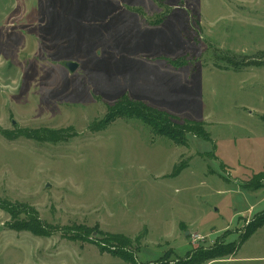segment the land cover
Returning a JSON list of instances; mask_svg holds the SVG:
<instances>
[{
	"label": "rangeland",
	"instance_id": "374dc122",
	"mask_svg": "<svg viewBox=\"0 0 264 264\" xmlns=\"http://www.w3.org/2000/svg\"><path fill=\"white\" fill-rule=\"evenodd\" d=\"M126 94L209 140L100 128ZM0 199L53 226L0 207V264H126L110 234L142 264L238 245L264 216V0H0ZM203 264H264V226Z\"/></svg>",
	"mask_w": 264,
	"mask_h": 264
},
{
	"label": "trees",
	"instance_id": "16d2710c",
	"mask_svg": "<svg viewBox=\"0 0 264 264\" xmlns=\"http://www.w3.org/2000/svg\"><path fill=\"white\" fill-rule=\"evenodd\" d=\"M162 21H160L161 23ZM173 65L178 66L182 63L179 61L172 62ZM136 118L142 120L149 125L158 135L166 136L178 145H186L187 133H193L196 136L209 140V133L204 129L205 124L197 121H185L179 123L177 117L170 114L168 111L161 110L149 105L147 102L141 100H134L127 94L123 95L117 104L110 109L100 128L106 127L108 124L116 121L118 118ZM55 136V134H54ZM53 137H48L53 139ZM33 137V136H31ZM36 136L34 135L33 138ZM58 140H67V136H56ZM41 139V138H38ZM0 207L11 214L14 218V228L16 230H28L38 236H50L53 234L52 225L44 224L34 209L28 210L29 218L25 222L17 220L19 213L18 207L10 202L0 199ZM264 226V216L257 217L253 223L249 225L248 232L242 237L238 245L232 247H217L206 251L197 252L187 256L183 260H173L162 258L156 262L147 264H203L208 260L220 259L235 254L240 245L245 242L258 228ZM104 251L109 252L115 257L121 258L126 264H142L137 260V249L133 241L122 234L107 235L102 246ZM137 250V251H136Z\"/></svg>",
	"mask_w": 264,
	"mask_h": 264
},
{
	"label": "water",
	"instance_id": "95a60500",
	"mask_svg": "<svg viewBox=\"0 0 264 264\" xmlns=\"http://www.w3.org/2000/svg\"><path fill=\"white\" fill-rule=\"evenodd\" d=\"M64 64L72 73H74L78 67V64L73 61H66Z\"/></svg>",
	"mask_w": 264,
	"mask_h": 264
}]
</instances>
